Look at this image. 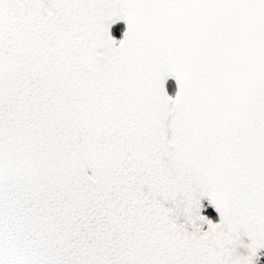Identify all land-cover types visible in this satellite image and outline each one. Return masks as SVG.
Returning a JSON list of instances; mask_svg holds the SVG:
<instances>
[{
	"label": "snow or ice",
	"instance_id": "snow-or-ice-1",
	"mask_svg": "<svg viewBox=\"0 0 264 264\" xmlns=\"http://www.w3.org/2000/svg\"><path fill=\"white\" fill-rule=\"evenodd\" d=\"M261 251L264 0H0V264Z\"/></svg>",
	"mask_w": 264,
	"mask_h": 264
},
{
	"label": "water",
	"instance_id": "water-1",
	"mask_svg": "<svg viewBox=\"0 0 264 264\" xmlns=\"http://www.w3.org/2000/svg\"><path fill=\"white\" fill-rule=\"evenodd\" d=\"M118 24L123 25V26L125 27V30H124V31H126V27H127V26H126V24H125L123 21H121V22H119V23H117V24H115V25L112 26V28H111V33H112L113 29H114V26H116V25H118ZM112 35H113V34H112ZM122 37H123V35H122ZM114 38H115L116 40H118L116 37H114ZM122 39H123V38H122ZM118 41H119V40H118ZM170 82L174 83L175 88H176V91H177V85H176L175 80L172 79V78H169V80H168L167 83H166V88H167L168 93H169L168 84H169ZM175 94H176V92H175ZM169 95H170V93H169ZM174 96H175V95H174ZM202 204H203V209H202L201 214L204 215V216H206V217H208L207 214H204L206 204H209L207 198H205V199L202 201ZM209 205H210V204H209ZM210 208L213 210L214 214L217 215V219H218V221H217L216 223H218V222H219V214L215 211V209H214L212 206H210ZM208 218H209V217H208ZM180 223H184V218H183V217H181V219H180ZM198 226L201 227L203 231H207V228H208V225H207V224H198ZM188 230H189V231H193V230H194L190 224L188 225ZM245 243H249V241L246 240ZM241 251L243 252L244 250L241 249ZM263 257H264V251H261V252L259 253V259L257 260V264H259V263L261 262V260L263 259Z\"/></svg>",
	"mask_w": 264,
	"mask_h": 264
},
{
	"label": "trees",
	"instance_id": "trees-1",
	"mask_svg": "<svg viewBox=\"0 0 264 264\" xmlns=\"http://www.w3.org/2000/svg\"><path fill=\"white\" fill-rule=\"evenodd\" d=\"M124 30H125V27L121 24L114 26V29L112 31L113 37H116L117 39H122L123 38L122 35L124 33ZM168 88H169L170 93H173L176 90L174 83H170L168 85ZM206 214L209 217V219L217 220V215L214 214L212 209H208ZM259 264H264V258L261 260V262Z\"/></svg>",
	"mask_w": 264,
	"mask_h": 264
},
{
	"label": "rangeland",
	"instance_id": "rangeland-1",
	"mask_svg": "<svg viewBox=\"0 0 264 264\" xmlns=\"http://www.w3.org/2000/svg\"><path fill=\"white\" fill-rule=\"evenodd\" d=\"M118 40H121V39H118ZM170 83H172V82H170ZM170 83H169V84H170ZM169 84H168V85H169ZM175 92H176V90H175L173 93H170V92H169V93H170V95L174 96V95H175ZM208 209H211V208H210V205H209V204H206L204 214H206V212L208 211ZM212 221L216 223V222L218 221V219H217V220H212ZM263 258H264V257H263Z\"/></svg>",
	"mask_w": 264,
	"mask_h": 264
}]
</instances>
